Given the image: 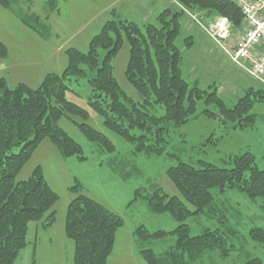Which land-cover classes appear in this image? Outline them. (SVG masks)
Returning <instances> with one entry per match:
<instances>
[{
  "label": "trees",
  "instance_id": "1",
  "mask_svg": "<svg viewBox=\"0 0 264 264\" xmlns=\"http://www.w3.org/2000/svg\"><path fill=\"white\" fill-rule=\"evenodd\" d=\"M176 1L178 6L162 10L154 21L143 24L110 14L90 39L88 49L68 48L64 69L60 73L48 72L37 88L26 82L11 86L0 76V264H15L28 246L32 222L49 229L56 221V210L52 208L60 197L50 186L42 165L28 179L17 180L34 151L47 138L66 158H88L81 143L60 126L63 117L103 152L114 153L117 148L113 140L87 122L92 110L107 129L135 143L136 153L149 155L167 150L165 135L171 124L188 123L202 113L218 114L230 129L255 124L257 116L248 111L255 101L264 100V86H249L243 97L228 106L216 87L209 91L200 86V80L184 76L185 55L177 41L184 32L181 17L187 11L226 16L233 26L241 28L245 20L240 5L235 0ZM57 5L58 0H47L45 8L53 14ZM0 6L43 39L53 37L48 18L25 9L21 0H0ZM183 36L185 49L194 48V36ZM125 40L129 43L125 76L137 89L140 101H135L115 76L114 60ZM8 54L7 45L0 40V61ZM83 79L88 83L89 107L69 97L72 92L83 97L78 91ZM201 100L216 106V112L206 108L198 113ZM156 104L164 108V115L155 112ZM227 162L222 167L206 161L201 166L180 161L168 167L167 176L181 196L170 195L162 187L146 195L136 190L135 199L144 196L151 211L169 213L179 222L175 229L177 240L166 251L158 254L151 247L141 250L147 264H202L206 250L217 247L227 255L231 248L227 247L223 231L206 228L203 233L191 235V227L186 223L207 208L214 210L215 188L221 193L240 189L249 198L264 201V169L257 165L255 154H237ZM68 189L76 196L67 206L65 219L67 236L75 243L74 264H107L116 233L124 224L123 217L85 193L81 181L76 179ZM137 233L158 239L169 234L166 230L151 232L142 225ZM251 235L264 243V228L254 227ZM244 264H262V259L253 257Z\"/></svg>",
  "mask_w": 264,
  "mask_h": 264
},
{
  "label": "rangeland",
  "instance_id": "2",
  "mask_svg": "<svg viewBox=\"0 0 264 264\" xmlns=\"http://www.w3.org/2000/svg\"><path fill=\"white\" fill-rule=\"evenodd\" d=\"M30 1L21 0L23 7L39 13L44 19L47 17L52 25L53 37L43 39L0 6V40L9 49L8 57L0 61V76L3 75L11 86L26 82L37 88L48 72L60 73L64 69L68 61L65 55L68 48L73 46L81 50L88 49L90 39L104 24V19L109 17L110 10L99 17L98 14L104 7H96L90 0L84 3L87 7L83 5L77 10H74L76 0H58V10L51 14L45 8L47 0ZM99 1L103 3L113 0ZM187 12L196 14L204 24L218 17L206 16L197 11ZM187 12L181 17L183 29L185 26L187 28L177 40L185 55L184 76L190 80H200V86L209 91L216 87L231 107L243 97L246 88L260 84L252 81L229 59L222 48H214L208 42L209 39L200 33L206 32L202 31L198 20L192 19ZM234 27L233 35L237 37L241 32L236 31L238 26ZM183 35L194 36V48L185 49ZM128 59L129 43L125 40L114 60L115 76L122 88L135 101H140L137 89L125 76ZM78 91L82 92V98L73 92L69 93V97L82 106L89 107L86 103L89 92L87 80L83 79ZM206 108L214 112L217 110L213 104L207 105L201 100L198 113ZM155 112L165 114L164 108L158 104L155 105ZM248 112L255 114L257 120L253 126L244 129H230L218 114L208 113H202L185 124H171L165 135L167 150L156 155L136 153L135 143H130L107 129L99 115L92 110L87 122L113 140L117 148L114 153L103 152L74 123L63 117L60 126L81 143L88 158L85 161L78 160L76 156L66 158L46 138L22 168L17 180L28 179L41 164L50 186L60 198L52 208L56 210L54 225L45 229L41 224L35 226L36 223L32 222L28 232V246L21 251L15 264H32L33 256L35 264H74L75 243L67 236L65 219L67 206L76 197L68 188L73 186L76 179L84 184L85 193L113 209L124 219L123 226L116 233L115 245L107 264H147L142 258L141 250L151 247L158 254L166 251L177 240L175 229L179 222L169 213L156 214L151 211L144 196L135 199L136 190L139 189L146 195L157 187H162L170 195L181 196L167 176L168 167L176 166L180 161L195 166H201L206 161L225 167L230 158L251 152L255 154L257 165L264 169V100L255 101ZM110 158H114V161ZM213 193L214 210L211 208L208 211L207 208L203 213L188 218L186 223L191 227V235L203 233L206 228H219L227 237V247L230 246L231 249L227 255L218 247L206 250L201 259L202 264H244L253 257L261 258L264 264V243L251 235L254 227L264 228V201L261 198H249L240 189H227L221 193L215 188ZM140 225L151 232L166 230L169 234L159 239L149 236L142 238L137 233Z\"/></svg>",
  "mask_w": 264,
  "mask_h": 264
},
{
  "label": "built area",
  "instance_id": "3",
  "mask_svg": "<svg viewBox=\"0 0 264 264\" xmlns=\"http://www.w3.org/2000/svg\"><path fill=\"white\" fill-rule=\"evenodd\" d=\"M245 20V30L233 36V23L220 15L214 21L204 24L192 16L207 35L222 48L230 60L244 72L264 85V0H235Z\"/></svg>",
  "mask_w": 264,
  "mask_h": 264
},
{
  "label": "crops",
  "instance_id": "4",
  "mask_svg": "<svg viewBox=\"0 0 264 264\" xmlns=\"http://www.w3.org/2000/svg\"><path fill=\"white\" fill-rule=\"evenodd\" d=\"M85 1L87 0H84V1L76 0V2L74 1V4L76 5L74 10H77L78 8L83 7V5H85L84 4ZM68 2H70V0ZM90 2L95 3L97 5L96 7H99V8L104 7V9L98 14L99 17L103 16V14H105L107 11L110 10V14L111 15L116 14L118 18H122V19L128 18V19L135 20L137 22L138 21L143 22V23L154 21L155 18L161 13V11L166 8L174 7L175 5L178 6L176 0H113V1L103 2V3H100L99 0H90ZM92 16H94V13L92 14ZM107 18L108 17H106V19ZM245 28L246 27L244 25L241 28L239 27L240 29V30L238 29L239 31L238 30L236 31L243 33ZM200 33L209 39L208 42H210V44H212L214 48L216 47L219 48L216 42L212 40L209 35H207L206 33L204 34L202 32ZM246 74L248 75V77H250L252 81H254L255 83L258 82L259 84V81L252 78L248 73Z\"/></svg>",
  "mask_w": 264,
  "mask_h": 264
}]
</instances>
